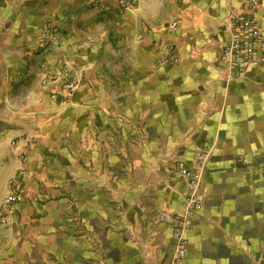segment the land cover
<instances>
[{
    "label": "crops",
    "instance_id": "1",
    "mask_svg": "<svg viewBox=\"0 0 264 264\" xmlns=\"http://www.w3.org/2000/svg\"><path fill=\"white\" fill-rule=\"evenodd\" d=\"M233 12L264 31V0H0V186L21 188L0 264H168L174 164L202 142L181 264H264V67L222 61Z\"/></svg>",
    "mask_w": 264,
    "mask_h": 264
},
{
    "label": "built area",
    "instance_id": "2",
    "mask_svg": "<svg viewBox=\"0 0 264 264\" xmlns=\"http://www.w3.org/2000/svg\"><path fill=\"white\" fill-rule=\"evenodd\" d=\"M261 0H247L248 4L257 5ZM138 0H117V7L120 11L131 8L137 4ZM231 27V37L228 43L221 50V59L231 72V76L236 79L245 75L252 68L264 67V31L253 18L240 15L233 12L229 16ZM179 21L172 20L167 23L170 30L178 27ZM45 29L50 39L58 37L60 30L53 20L47 21ZM163 62L176 63L178 56L175 53V47L169 45L167 51L163 54ZM73 89L72 83L64 84L66 96ZM209 145H199L198 153L207 151ZM207 147V148H205ZM186 196L185 211L181 215H175L172 222L173 252L168 264H181L187 254V240L184 237V230L188 226L189 219L197 213L201 203V195L195 193V178L190 173L186 174ZM21 188L18 182L11 180L9 192L0 203V224L5 225L11 219L16 204L20 201Z\"/></svg>",
    "mask_w": 264,
    "mask_h": 264
},
{
    "label": "rangeland",
    "instance_id": "3",
    "mask_svg": "<svg viewBox=\"0 0 264 264\" xmlns=\"http://www.w3.org/2000/svg\"><path fill=\"white\" fill-rule=\"evenodd\" d=\"M206 145L207 142H202V143H198L197 145ZM208 145V144H207ZM198 147V146H197ZM197 147H194L192 152H189V154L191 155V165L184 163L182 160H177L176 163L174 164V168H175V173L178 174V176L182 179L184 186L186 187V174L187 172H190L194 178H195V193H197L198 195H201L202 199H201V205L203 203V199H204V188H201V182L203 179V175L205 173V170L207 168V160L208 157L210 155V147L208 146V153L207 151L202 152V153H198L199 151L197 150ZM207 148V147H205ZM8 170L6 169H0V177L4 176L5 173L7 174L8 172H6ZM22 172V170L20 171ZM20 173L18 172L17 174H15L14 176H7L5 178V185L9 186L10 181L14 179V177H16L17 175H19ZM1 180V178H0ZM3 188V190L0 191V203L2 198H4L6 196V186L1 187ZM188 194V191H187ZM187 196V195H186ZM186 203V201H185ZM199 207V208H200ZM173 218V217H172ZM5 228H7V226H2L0 224V241L5 242V240H8V237H3V233L1 232L2 230H5Z\"/></svg>",
    "mask_w": 264,
    "mask_h": 264
}]
</instances>
